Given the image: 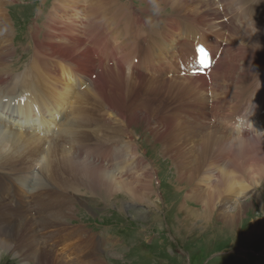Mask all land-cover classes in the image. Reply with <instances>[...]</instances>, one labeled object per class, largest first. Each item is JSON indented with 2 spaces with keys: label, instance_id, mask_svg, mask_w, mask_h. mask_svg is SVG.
Instances as JSON below:
<instances>
[{
  "label": "bare ground",
  "instance_id": "1",
  "mask_svg": "<svg viewBox=\"0 0 264 264\" xmlns=\"http://www.w3.org/2000/svg\"><path fill=\"white\" fill-rule=\"evenodd\" d=\"M7 1L0 0V168L24 173H0L7 187L0 191V248L28 247L25 259L37 256L38 264L41 254L47 264H55L58 255L65 259L56 253L58 243L49 242L65 241L66 228L55 229L49 244L35 228L47 221L50 227L66 223L73 190H91L102 199L121 192L142 201L148 194L151 200L152 166L135 130L144 121L146 138L171 160L177 183L191 187L187 204H200L204 219L242 210L245 199L232 202L230 196L244 197L261 177L241 156L252 153L264 161V0H138L147 4L143 9L120 0H53L44 37L38 26L33 34L30 65L14 75ZM150 9L177 13L188 29L173 16L165 25L147 24L140 11ZM198 43L212 51L210 72L195 62ZM154 113L164 116V124ZM49 122L58 126L51 129ZM19 162L23 167L15 169ZM24 165L30 170L35 165L32 173ZM12 182L20 183L25 199ZM31 210L45 217L34 219ZM181 210L188 219L197 212L185 203ZM4 223L13 225L8 234Z\"/></svg>",
  "mask_w": 264,
  "mask_h": 264
},
{
  "label": "rangeland",
  "instance_id": "2",
  "mask_svg": "<svg viewBox=\"0 0 264 264\" xmlns=\"http://www.w3.org/2000/svg\"><path fill=\"white\" fill-rule=\"evenodd\" d=\"M120 1L122 5L133 2L138 7L137 9H143L147 5L138 0ZM52 4L53 0L7 1L4 8L11 21L13 32L12 46L14 49L12 58L8 59L11 64L9 71L12 70L10 74L14 75L19 71L21 72L27 65H30V59L34 53L33 34L37 32L36 27L38 26L39 30L42 31L39 35L40 39L44 37V25L47 22L46 18L49 17L50 12L53 10ZM251 4L252 2L249 5ZM215 7L218 8L216 5ZM140 12L145 17L147 24L154 26L165 25L167 24L165 19H171L173 16L172 19L176 17V20H182L181 27L188 29L187 25L184 24V17L179 20L181 16L177 13L169 15L170 10L168 9H159V11L150 9L149 13ZM76 21L78 22L77 25H80V22ZM152 21L153 23H151ZM75 24L76 22L73 23V25ZM131 34L129 31L126 37H130ZM179 37L181 47L180 40L182 35ZM160 42L167 45L162 40ZM140 44L142 45V42ZM261 59L264 60V54L261 55ZM255 61L257 62V59ZM62 66L65 68L64 65ZM253 73V70H251L250 74L252 75ZM150 76L153 75L150 74ZM75 94L76 88L71 92L70 96L73 97ZM169 102L170 99L167 98L164 101V107ZM63 111L67 117L66 108ZM153 117L163 123L162 119L164 116L161 113H154ZM1 121L4 122V120ZM5 121L13 123L12 119L8 120L7 117H5ZM145 124V121L144 123L141 122L135 130L140 136L138 141L141 148L139 150L141 153L143 150V158L148 160L147 162L151 163L152 166L149 168L154 191V195L150 196L152 197L151 200H149L148 194L145 200L143 198V202V200L141 201L135 196H127L121 192L113 193L109 198L102 199L98 195L93 194L91 190L78 189V193L73 190V195H71L75 198L72 200L70 215L66 219V223L50 227L47 221L46 226L37 224L35 228L38 230L40 228L39 237L43 240L46 239V241H42L44 244L58 243L56 246L54 245L57 250L56 253L59 252L65 259L59 260L58 257L60 256L58 255L55 264H65V260H68L71 264H97L98 262L102 264H264V170H262V168L264 169V161L260 162L261 159L255 158L252 153L246 157L241 156L244 161H242L243 164L245 163L249 170H258V177L261 178H258L259 185L247 186L244 197L236 194L230 196L232 202L237 199H245L246 201V205L242 207L238 214L224 217L215 215L212 219H204L198 212L200 204L193 202L187 204L185 200V196L191 191V187L186 183H177L175 168L172 170L171 160L162 158L160 153H158L159 146L157 143L149 142L146 138L149 134L146 131L143 132ZM49 125H53V127L50 126L51 129L58 126L53 122H49ZM170 126L166 125L167 128ZM16 164L14 166V168L16 167L15 169L23 167L20 166V162ZM257 164H260V167L257 168ZM25 166L24 170L27 167ZM34 166L32 165V169H26L25 172L27 174L32 173ZM14 168L12 167L11 169ZM36 168H39L37 172L40 171L42 173L40 177L43 185L47 186L49 181L46 178L47 174L44 173L45 170L41 169L42 165H38ZM0 173L17 176L24 173V171L15 172L0 168ZM246 176H243V178L248 181ZM201 177H203V174H201ZM3 179L0 178L1 193L7 189ZM195 179H197V183L200 182L199 177ZM18 185H20L19 182H12L15 191L17 190L18 194L25 199L26 196L19 190L20 187L18 188ZM205 187L206 184L201 185V188ZM29 192H31L30 189H28V194ZM238 196L240 197L238 198ZM29 198L31 197H28V200ZM153 198L156 204H153ZM230 198L229 201L231 200ZM28 202L31 203V201ZM184 203L197 209L195 217L186 218L185 212L187 211L181 210V206H184ZM30 216L34 219L37 217V220L45 217L43 213H37L35 210H31ZM24 217V221L27 220L26 218L28 217ZM12 227V224L4 223L2 229L8 234ZM59 227H62V229H58ZM230 227H232V230L229 229ZM253 227L258 229V234L252 235L257 232L253 230ZM65 228L66 231L63 233H67L65 241H59L58 238L54 237L55 240L48 243L47 239L55 229L61 232ZM23 232H25L24 229ZM92 242L95 245H90ZM27 249L29 251L30 248L23 245L19 246L17 251L13 247L11 249L0 248V264H26L27 262L38 264L37 256L32 258L31 261L27 258L25 259L24 255L27 253ZM40 249L44 248L41 246ZM43 255L41 254L40 262L47 264ZM95 261L97 262L95 263Z\"/></svg>",
  "mask_w": 264,
  "mask_h": 264
},
{
  "label": "snow or ice",
  "instance_id": "3",
  "mask_svg": "<svg viewBox=\"0 0 264 264\" xmlns=\"http://www.w3.org/2000/svg\"><path fill=\"white\" fill-rule=\"evenodd\" d=\"M198 51H203L202 49H198Z\"/></svg>",
  "mask_w": 264,
  "mask_h": 264
}]
</instances>
